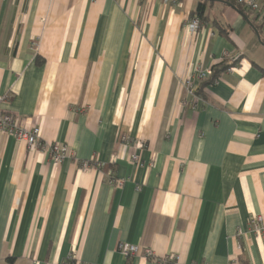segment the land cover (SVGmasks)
Wrapping results in <instances>:
<instances>
[{"label": "crops", "instance_id": "crops-1", "mask_svg": "<svg viewBox=\"0 0 264 264\" xmlns=\"http://www.w3.org/2000/svg\"><path fill=\"white\" fill-rule=\"evenodd\" d=\"M202 1L0 0V113L66 146L0 132V264H264V0Z\"/></svg>", "mask_w": 264, "mask_h": 264}, {"label": "built area", "instance_id": "built-area-1", "mask_svg": "<svg viewBox=\"0 0 264 264\" xmlns=\"http://www.w3.org/2000/svg\"><path fill=\"white\" fill-rule=\"evenodd\" d=\"M172 3H176V0H171ZM237 3L244 6L245 8L258 11L260 7L254 0H237ZM200 27L199 21L197 18H192L188 29L189 31L194 34ZM210 74L209 70H201L197 69L196 73V79L199 81H202ZM187 89L189 92H191V85L188 82ZM2 99H0V102ZM0 132L10 135L14 137L17 141L23 142L26 146V148L30 151L37 150L38 148H47V151L51 157V160L55 165L60 164L66 155V146L65 145H59V144H48L47 146H44L41 142L40 137V129L39 127H33L30 130H24L19 126L16 121L13 119V117L6 113H0ZM122 142H129V138L122 137ZM131 161L135 164L139 163V160L136 155L131 156ZM101 168L104 167L103 164L100 166ZM108 183L113 186H121V182L116 181L113 174L111 173L108 175ZM261 223V217L257 216L249 221V225L256 231H258L259 225ZM118 252L125 258L129 259L131 257L137 256L140 253H144V255L153 261H155L157 264H180L179 257L176 255H168L161 259H157L153 256V254L149 250H143L139 248L138 246H133L129 244H119L118 245ZM75 261V257H69V262L67 264H73Z\"/></svg>", "mask_w": 264, "mask_h": 264}, {"label": "trees", "instance_id": "trees-1", "mask_svg": "<svg viewBox=\"0 0 264 264\" xmlns=\"http://www.w3.org/2000/svg\"><path fill=\"white\" fill-rule=\"evenodd\" d=\"M206 1L207 0L199 2L197 4L194 12L191 15L193 18H197L198 19L199 24L204 23V22L207 21V18L205 16ZM236 8L239 9V11H242V8H244V6L238 4L236 6ZM231 66H232L231 64H228L226 61H224V58L220 61V63H218L217 65L213 66L211 71H210V74L208 75V77H206L205 79H203L201 81L198 89L195 92V95L200 96V91H201V89L204 86L215 83L217 81L219 75L221 73L227 71L228 69H230ZM13 261H14L13 258H8L7 259V263H13ZM69 263H72V262H69Z\"/></svg>", "mask_w": 264, "mask_h": 264}]
</instances>
